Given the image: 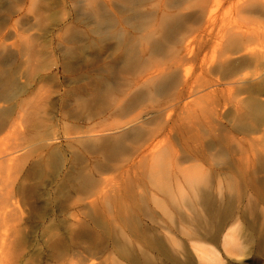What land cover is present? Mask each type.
<instances>
[{"label":"rangeland","instance_id":"rangeland-1","mask_svg":"<svg viewBox=\"0 0 264 264\" xmlns=\"http://www.w3.org/2000/svg\"><path fill=\"white\" fill-rule=\"evenodd\" d=\"M199 2L139 42L123 0H0V264H111L118 226L169 250L145 243L139 264H197L189 240L221 226L242 246L209 243L222 264H264V0L207 1L209 33ZM101 123L144 133L106 147L113 130L84 132Z\"/></svg>","mask_w":264,"mask_h":264},{"label":"bare ground","instance_id":"bare-ground-1","mask_svg":"<svg viewBox=\"0 0 264 264\" xmlns=\"http://www.w3.org/2000/svg\"><path fill=\"white\" fill-rule=\"evenodd\" d=\"M123 1H126V5H127V8H131V10L129 9H125V10H127V11H125L124 9V12H126V13H130V14H128V18L126 19L127 20V26L128 27H130L131 29H132V31L134 32V35H135V37L136 36H138V35H140V40H139V42H141V40H143V39H146V38H149L148 36L150 35V33H154V32H156V31H161V29L162 30H164L163 28H164V26H166L167 25V23H169L168 22V20L170 19L171 20V17L172 16H178V17H181V18H189L190 16H189V13H184V14H181V15H177V13L174 11V10H176V9H178L179 7H180V5L184 2V1H186V0H174L173 2H171L170 0V2H166L165 0V2L163 1V0H156V2H157V6H155L154 5V7H152V8H145L144 6L147 4V2L148 3H150L152 0H123ZM207 1H209V0H201V3L199 4V6H200V13H201V15L202 16H204V21L203 22H205L204 23V25L206 24V26L204 27V29H205V31H207V33H209L208 31L211 29V26L215 23V17H214V14L212 13V9L211 10H208V8H207ZM109 2V1H108ZM181 2V3H180ZM101 3H102V1H101ZM100 3V4H101ZM111 3V2H110ZM109 3V4H110ZM209 3V2H208ZM212 3V2H211ZM108 4V3H107ZM108 4V5H109ZM93 5V4H92ZM112 5V4H111ZM110 5V6H111ZM125 5V4H124ZM125 5V6H126ZM141 5H142V7H144V8H142L141 7ZM148 5V4H147ZM150 5V4H149ZM105 6H106V4H105ZM210 6V5H209ZM90 7V6H89ZM98 7V6H97ZM188 7H191V6H188ZM188 7H186V8H188ZM213 7V6H212ZM110 8V10H112L111 9V7H109ZM113 8V7H112ZM123 8H125L124 6H123ZM82 9V8H81ZM114 9V8H113ZM120 9L122 10V8L120 7ZM146 9V10H145ZM171 9H173V10H171ZM198 9V8H197ZM89 10H90V8H89ZM95 10V9H94ZM94 10H91V19L93 20V21H97V15L99 14L97 11L95 12ZM105 10V9H104ZM109 10V11H110ZM118 10V11H117ZM117 10H116V12H120V10H119V7L117 8ZM115 11V10H114ZM104 12H107V10L106 11H104ZM112 12V11H111ZM214 12V11H213ZM102 13H103V11H102ZM114 12H112L111 14L114 16V14H113ZM125 13V14H126ZM101 14V13H100ZM99 14V15H100ZM107 14V13H106ZM106 14H104V15H106ZM110 14V15H111ZM129 15L131 16V17H129ZM200 15V14H199ZM103 16V15H102ZM112 17V16H111ZM105 18H106V16H105ZM109 18V17H108ZM113 18V17H112ZM121 18H122V15H121ZM120 18V19H121ZM79 19V18H78ZM100 19V18H99ZM104 19V18H103ZM102 19V20H103ZM80 20V19H79ZM101 20V21H102ZM110 20H112L113 22L115 21V19L113 18V19H110ZM117 20V19H116ZM169 20V21H170ZM100 21V20H99ZM100 21V22H101ZM86 22V21H85ZM104 22V21H103ZM116 23H117V21H116ZM123 23H126L125 21L123 22ZM97 24V23H96ZM121 24V23H120ZM99 25V24H98ZM107 25H108V23H107ZM180 25V24H179ZM101 27H100V29L102 28V24L100 25ZM104 26V25H103ZM109 26H111V24L109 25ZM121 26H122V24H121ZM181 26V25H180ZM95 27V26H94ZM93 27V28H94ZM104 27H106L105 29H107V26H106V24H105V26ZM104 27H103V29H104ZM120 27V26H119ZM179 27V26H178ZM216 27V26H215ZM96 28H97V26H96ZM112 28V27H111ZM122 28V29H121ZM120 29H121V32L123 33L124 31H126V28L123 26V27H121ZM187 28V27H186ZM97 29H99V27L97 28ZM169 29V28H168ZM188 29V28H187ZM201 29V28H200ZM102 30V29H101ZM183 30V29H182ZM191 30V29H190ZM197 31H198V29H196ZM99 31V30H98ZM144 31H148V33H149V35H145V34H143L142 32H144ZM201 31V30H200ZM211 31V30H210ZM100 32H102V31H100ZM106 32V31H105ZM109 32V31H108ZM194 32V31H193ZM216 32V31H215ZM104 33V32H103ZM122 33H120V35H122ZM183 33V32H182ZM191 33V32H190ZM200 33V32H199ZM119 34V33H118ZM196 34V33H195ZM95 35V34H94ZM124 35V34H123ZM199 35V34H198ZM201 35V34H200ZM108 36V35H107ZM106 36V37H107ZM114 36V35H113ZM77 37V36H76ZM134 38V37H133ZM137 38V37H136ZM135 38V39H136ZM239 39H241L240 41H243V38L242 37H239ZM103 40V39H102ZM120 40V39H119ZM123 41V40H122ZM143 41H145V40H143ZM239 40H237V39H233V43L235 42V44H237L238 42H240ZM180 42V41H179ZM182 42H183V40H182ZM237 42V43H236ZM244 42V41H243ZM145 43V42H144ZM147 43V42H146ZM185 43H187V42H185ZM241 44H242V42H241ZM246 44V43H245ZM189 46V43H187V44H185V48L184 49H187V47ZM242 46V45H241ZM246 46V45H245ZM101 49V48H100ZM247 49V48H246ZM143 51V50H142ZM190 51V50H189ZM260 56V55H259ZM262 56V55H261ZM253 59V58H252ZM250 60V59H249ZM249 60H246V59H242V60H240L239 62H237V63H241V64H238V65H240L241 67L242 66H244L243 65V63H248L249 62ZM254 60V59H253ZM231 63V62H230ZM231 65V64H230ZM233 65V64H232ZM237 65V64H236ZM238 67V69H241V67ZM225 67H226V69L224 68V71H223V73L224 74H228V75H232L235 71L234 70H236V68H234V69H232L233 67H229V66H227V64L225 65ZM225 76H227V75H225ZM152 79V78H151ZM225 79V78H224ZM232 79V78H231ZM10 85V84H9ZM3 86V85H2ZM7 87V86H6ZM21 87V86H20ZM156 87H160L159 85L158 86H156ZM257 87V86H256ZM250 88V87H249ZM255 88V87H254ZM6 89V88H5ZM18 89V88H17ZM152 89V88H151ZM154 90H156V88L154 89ZM249 90V89H248ZM263 90V89H262ZM23 91V90H22ZM152 90H150V92H151ZM13 94V93H12ZM6 99V98H5ZM3 100V99H2ZM117 104V103H116ZM122 105H119V104H117L116 105V110L115 111H122V107H121ZM115 107V106H114ZM125 112V111H124ZM117 114H119V112L117 113ZM4 124V123H3ZM9 125V124H8ZM101 125H102V123L101 124H99L97 127H93V128H89V129H86V131H84V132H95V131H97V132H102V131H106V130H113V134H115L116 133V135L114 136V137H111V139L112 140H107V141H103L101 144H102V146H108V145H112V143H113V147H114V145H115V147L116 146H121V147H123L124 145H125V143L126 142H128V141H130V142H135L136 141V139H137V137L138 136H140L141 134H143L144 133V131H143V129L141 128V127H138V128H132V130H134V131H136V132H134V133H129L127 130H118V131H115L116 129H120V125L119 124H117V125H114V126H111V127H106L104 124H103V126L101 127ZM5 126V125H4ZM101 127V128H100ZM130 130V129H129ZM119 132V133H118ZM143 132V133H142ZM93 142V141H92ZM95 142V141H94ZM83 144V143H82ZM92 144V143H91ZM92 148V146L91 147H89V149L88 150H90ZM120 148V147H119ZM155 150V149H154ZM154 150L153 151H151L152 153L150 154L149 153V155H150V163L151 164H158L159 162H160V159H162L161 157H160V155H159V153L155 150V153H154ZM80 151V150H79ZM144 150L142 149L140 152H143ZM159 151V150H158ZM52 152H54V151H52ZM115 152V151H114ZM122 152V151H121ZM55 154V153H54ZM148 155V156H149ZM156 155V156H155ZM158 155V156H157ZM55 156V155H54ZM138 156H140V158H142L143 157V153L141 154H138ZM63 162V161H62ZM149 163V164H150ZM150 164V165H151ZM149 165V166H150ZM152 166V165H151ZM154 167V166H153ZM153 169V168H152ZM162 169V168H161ZM98 171V170H97ZM156 171H158V169L156 170ZM161 171V170H160ZM187 171H189V170H187ZM163 172V171H162ZM151 172H149V174H150ZM159 173V172H158ZM185 173H186V171H185ZM148 174V173H147ZM188 175H190L189 173H187ZM186 175V174H185ZM148 176V175H147ZM186 177V176H185ZM79 178V177H78ZM148 178V177H147ZM158 178V177H157ZM187 178V177H186ZM193 178V177H192ZM95 179V178H94ZM159 180V179H158ZM187 180V179H186ZM185 180V181H186ZM94 181V180H93ZM90 182V181H89ZM91 182H92V180H91ZM167 182V181H166ZM101 184H102V182H100ZM99 183V184H100ZM151 183H153L152 181H151ZM169 183V182H168ZM191 183V182H190ZM194 183V185H195V182H193ZM98 184V186L96 185V184H94L93 185V187H96L95 189H94V191H96V189H98L97 191H102L103 189H102V187L100 188V185ZM162 184V183H161ZM90 184H88V186H89ZM157 185V184H156ZM171 185V184H170ZM92 186V185H91ZM82 187H84V188H86L87 187V184L85 183V186L84 185H82ZM99 187V188H98ZM188 187H190V185L188 186ZM194 187V186H193ZM88 188V187H87ZM109 188V187H108ZM113 188V187H112ZM164 188V187H163ZM163 188H162V190H163ZM196 188V187H195ZM199 188V187H198ZM88 189H91L90 188V186H89V188ZM109 189H111V188H109ZM130 189H131V187H130ZM168 190L167 191H169V188H167ZM86 190V189H85ZM171 190V189H170ZM196 190V189H195ZM194 190V191H195ZM89 191V190H88ZM88 191H86L85 192V195L86 194H88L87 192ZM172 191V190H171ZM199 190L197 189V192H198ZM202 191V190H201ZM201 191H200V194H201ZM170 192V191H169ZM193 192V191H192ZM84 193V192H83ZM95 193L96 192H94L93 193V195H95ZM99 193V192H98ZM98 193H96V194H98ZM163 193V192H162ZM185 193V192H184ZM184 193H180L179 195H178V198L180 199V195L182 194L183 196H184ZM92 194V193H91ZM102 194H103V191H102ZM130 194V193H129ZM198 194V193H197ZM213 194V193H212ZM211 194V195H212ZM85 195H84V197H85ZM120 195V194H119ZM132 195V194H131ZM150 196L152 195V192H151V194H149ZM164 195H167V193H164ZM182 195H181V197H182ZM192 195V199H193V194H191ZM202 195H203V197L204 198H210L211 197V195H210V193L208 192V194H206L205 192H202ZM128 196V195H127ZM154 196V195H153ZM152 196V197H153ZM175 196V195H174ZM173 196V197H174ZM199 197H201L200 195H198ZM89 197V196H88ZM90 197H92V195L90 196ZM151 197V198H152ZM170 197V196H169ZM214 197V196H213ZM3 198V197H2ZM147 198V197H146ZM150 198V197H149ZM150 198V199H151ZM156 198V196L154 197V199ZM176 197H174V199H175ZM186 198H187V194L184 196V197H182L180 200H183V201H186ZM202 198V197H201ZM212 198V197H211ZM210 198V200H206L205 201V205H207V206H209V205H211V204H213L214 203V201H212V199ZM216 198V197H215ZM217 198H218V196H217ZM88 199V198H87ZM90 199V198H89ZM153 199V198H152ZM200 199V198H199ZM85 200V199H84ZM132 200V199H131ZM171 200V199H170ZM173 200V199H172ZM189 200V199H188ZM1 201V200H0ZM85 201H87V200H85ZM124 201V200H123ZM146 201H147V199H146ZM155 200H153V202H154ZM176 201V199L174 200V201H172L173 203ZM183 201H180V202H183ZM194 201H196V199H194ZM90 202V201H89ZM145 201H143V203H144ZM152 202V201H151ZM171 202V203H172ZM202 202V201H201ZM86 203H88V201L86 202ZM92 203H94V201L92 202ZM142 203V204H143ZM148 203V202H147ZM156 203H158L157 205H159V202L157 201ZM156 203H155V206H156ZM161 203V202H160ZM187 203H188V201H187ZM187 203H185V204H187ZM0 204H2V203H0ZM88 204H90V203H88ZM145 204V203H144ZM161 204H163V203H161ZM160 204V205H161ZM165 204V203H164ZM175 204V203H174ZM182 204H184V202L182 203ZM216 204H217V199H216ZM136 205H137V203H136ZM154 205V204H153ZM176 205V204H175ZM188 205V204H187ZM186 205V207H189V206H187ZM189 205H191V204H189ZM163 206V205H162ZM173 206V205H172ZM202 206H204V205H202ZM212 206V205H211ZM215 206V205H214ZM1 207H3V205H0V209H1ZM5 207V206H4ZM160 207V206H159ZM184 207V206H183ZM206 207V206H205ZM163 208H165V207H163ZM172 208V207H171ZM193 208V207H192ZM204 208V207H203ZM166 209V208H165ZM168 209V208H167ZM206 209H207V207H206ZM14 210H15V208H14ZM147 210V209H146ZM194 210H195V208H194ZM193 209H192V211H194ZM214 211H215V209H213ZM220 210V209H219ZM10 211V212H9ZM9 211H7V214H10V217L9 218H11L9 221H11L12 222V220L13 221H15L16 220V218H17V216H18V213H16V211L13 213V212H11V210H9ZM12 211H13V209H12ZM2 212H5L4 213V215L3 216H1L3 219L2 220H6L7 218H8V216H6L7 214H6V211H4V209H3V211ZM163 212V211H162ZM220 212V211H219ZM217 213V212H216ZM215 213V214H216ZM0 214H1V212H0ZM182 216V215H181ZM19 218V217H18ZM149 218H150V221L151 222H154L153 221V216H152V214H150V216H149ZM182 220V219H181ZM194 220V219H193ZM196 220H198V219H196ZM156 221V220H155ZM183 222V221H182ZM198 222V221H197ZM157 222H155V224H156ZM153 224V223H152ZM204 225V224H203ZM209 226V225H208ZM218 226V225H217ZM115 227L117 228V226L115 225ZM115 227H114V225L112 226V228H114L115 229ZM130 227V226H129ZM157 227V226H156ZM213 227V226H212ZM219 227V226H218ZM146 228V227H145ZM148 228V227H147ZM204 228V227H203ZM209 228H211V226H209ZM118 230H117V232H116V229L115 230H111L112 231V233H113V231H114V233L113 234H111V236L112 235H114V238H115V236H116V234L118 235V238L116 237V239L118 240V241H114L115 242V244H117V249H115V251H114V253H117V258H114V257H112V258H109V259H113L114 261H112L111 262V264H139L140 262L142 263V261H141V259H139V257H138V259H137V256H136V254H135V251H136V248H137V250L138 249H140V250H142L141 252H143V254L145 255V254H147V253H149V249H150V247L147 249V247L150 245V246H152V247H155L154 249L157 251V250H159V252L161 251V252H163V253H167L169 250H167V249H165V247H161L160 245H162V244H160L159 246H155L154 245V243H155V241L157 240L156 239V235L155 234H150V233H148L147 231H148V229H147V231H143V232H141V235H142V237L140 238V239H130L131 237V235H127L124 231L125 230H123L122 228H119V226H118V228H117ZM150 229V228H149ZM154 229V228H153ZM212 229V228H211ZM234 229V228H233ZM155 230V229H154ZM110 231V230H109ZM108 231V232H109ZM224 231V227L223 226H221L219 229H215L214 230V232L212 233V232H210L209 231V233L207 232L206 234H204L203 236L201 235V236H199L197 239L195 238L194 240H189L190 242H188V243H190V249H192V254H194V256L196 257V259H197V261H198V263L197 264H222V260H221V258H220V256H219V254H218V252H217V250L211 245V244H209V243H217V242H219L220 243V245H221V247L227 252V253H229V254H234V255H240V254H242L241 252H242V246L240 245V244H238V240L236 241V239H235V237H234V234H233V231L232 230H230L229 232H223ZM204 233V232H203ZM139 234V233H138ZM109 235H110V232H109ZM159 235V234H158ZM133 236V235H132ZM138 237V236H137ZM139 237H140V235H139ZM112 240H113V236H112V238H111ZM115 240V239H114ZM172 240V239H171ZM137 243H136V242ZM173 241V240H172ZM163 242V241H162ZM141 243V244H140ZM145 243H148L149 245L147 246ZM173 243V242H172ZM159 244V243H158ZM172 245V244H171ZM174 245H175V243H174ZM115 246V245H114ZM165 246V245H164ZM178 246V245H177ZM112 247H113V245H112ZM116 247V246H115ZM172 247H173V245H172ZM52 248V247H51ZM174 248H175V246H174ZM152 249V248H151ZM107 250H108V248H107ZM153 251V250H152ZM191 251V250H190ZM110 252H111V250H110ZM138 252V251H137ZM151 252V251H150ZM155 252V251H154ZM191 253V252H190ZM113 254V253H112ZM142 254V253H141ZM143 254H142V256H143ZM168 254H169V252H168ZM110 255H111V253H109V257H110ZM161 255H163V254H161ZM165 255H167V254H165ZM164 256V255H163ZM188 256V255H187ZM190 256V255H189ZM3 257V256H2ZM118 257H119V259H118ZM145 257V256H144ZM165 258H166V256H164ZM6 258V257H5ZM106 258V257H105ZM170 258V257H169ZM168 257H167V259H169ZM173 259H174V257H172ZM189 258V257H188ZM4 259V258H3ZM123 260L124 261V263L123 262H121L120 260ZM173 259H171V260H173ZM189 259H191V258H189ZM194 259V258H193ZM110 260V261H111ZM117 260H119V262L117 261ZM176 260H178V259H176ZM176 260H174V261H176ZM106 261H108V260H106ZM105 261V262H106ZM109 261V262H110ZM151 261V260H150ZM149 261V262H150ZM159 261V260H158ZM168 261V260H167ZM166 261V262H167ZM180 261V260H179ZM195 261V260H194ZM144 262V261H143ZM171 262V264H172V262L173 261H170ZM177 263V262H176ZM180 263H182V262H180ZM186 263H188V262H186ZM149 264H151V263H149ZM178 264H179V262H178ZM190 264H192V263H190Z\"/></svg>","mask_w":264,"mask_h":264}]
</instances>
